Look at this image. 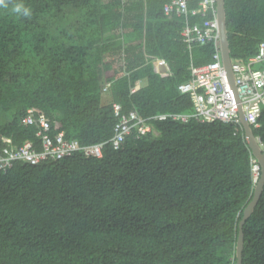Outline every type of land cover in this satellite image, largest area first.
Returning <instances> with one entry per match:
<instances>
[{"label":"trees","instance_id":"obj_1","mask_svg":"<svg viewBox=\"0 0 264 264\" xmlns=\"http://www.w3.org/2000/svg\"><path fill=\"white\" fill-rule=\"evenodd\" d=\"M171 1L0 6V136L15 147L35 141V126L21 124L30 109L52 134L103 144L99 158L78 151L0 172V264H235L237 224L257 182L242 126L152 121L156 135L133 130L118 149L108 143L114 103L142 118L193 111L178 86L214 49L189 52L184 18L163 12ZM17 4L30 15L14 13ZM224 11L230 59L244 62L264 40V0H224ZM155 60L168 75L154 71ZM257 121L250 127L264 151V105ZM242 233L241 264H264V187Z\"/></svg>","mask_w":264,"mask_h":264},{"label":"built area","instance_id":"obj_2","mask_svg":"<svg viewBox=\"0 0 264 264\" xmlns=\"http://www.w3.org/2000/svg\"><path fill=\"white\" fill-rule=\"evenodd\" d=\"M163 12L166 15L175 13L184 18L180 35L189 52L195 45H204L209 42L213 44L211 61L200 66L192 65L190 80L178 86L179 92L189 96L193 111L191 114H157L142 118L134 111L121 114V106L114 103L112 111L118 121L113 128V136L108 141L112 148L118 149L133 130L137 138L147 133L156 135L151 125L152 121L187 122L189 119L200 123L220 121L231 123L238 128L241 126L239 108L249 126L257 127V119L264 105V40L258 44L256 54L246 61L231 60L233 87L222 64L216 21V0H199L194 9L188 8L187 0H172L163 6ZM207 14L212 18L204 21L203 25L190 22L191 16L205 17ZM153 67L154 71L161 76L169 74L164 60L153 61ZM108 85L106 84L102 90L105 91ZM138 87L139 85L136 84L132 92ZM21 124L35 126L36 140H26L15 147L10 138L0 136V172H6L15 162L35 165L46 160H59L78 151H82L85 156L99 158L102 155L103 144L81 146L74 139H65L62 132L52 134L48 121L43 117L35 118L30 109L26 110L21 118ZM250 161L253 178L257 180L260 167L254 157Z\"/></svg>","mask_w":264,"mask_h":264},{"label":"water","instance_id":"obj_3","mask_svg":"<svg viewBox=\"0 0 264 264\" xmlns=\"http://www.w3.org/2000/svg\"><path fill=\"white\" fill-rule=\"evenodd\" d=\"M216 21H217V31L219 35V45L221 51L222 64L224 69L227 72V78L230 84L233 86V77L231 72V59H230V50L227 41V30L225 25V11H224V0H216ZM162 71L164 68L162 67ZM234 87V86H233ZM238 115L240 118V123L244 131L245 141L252 156L256 159L259 167L260 174L257 179V182L254 185L252 197L247 205L242 210V216L237 224V238H236V247H235V264H241V252L243 248V233L242 227L246 219L252 214L253 209L261 195V192L264 187V151L261 149L262 146L260 140L254 137L251 127L244 119V114L239 108Z\"/></svg>","mask_w":264,"mask_h":264},{"label":"clouds","instance_id":"obj_4","mask_svg":"<svg viewBox=\"0 0 264 264\" xmlns=\"http://www.w3.org/2000/svg\"><path fill=\"white\" fill-rule=\"evenodd\" d=\"M0 6L7 7L5 0H0ZM12 11L18 15L28 17L30 15V10L24 7L22 4H17L13 7Z\"/></svg>","mask_w":264,"mask_h":264},{"label":"rangeland","instance_id":"obj_5","mask_svg":"<svg viewBox=\"0 0 264 264\" xmlns=\"http://www.w3.org/2000/svg\"><path fill=\"white\" fill-rule=\"evenodd\" d=\"M141 84L144 85L145 84V80L143 82H141ZM108 100H109L108 95L103 93V95H102V102L101 103L102 104H105V103H107ZM5 121H6L5 116L2 115V113H0V123H3ZM260 147L263 150V147L262 146H260Z\"/></svg>","mask_w":264,"mask_h":264}]
</instances>
